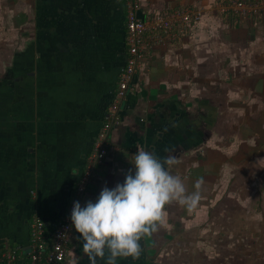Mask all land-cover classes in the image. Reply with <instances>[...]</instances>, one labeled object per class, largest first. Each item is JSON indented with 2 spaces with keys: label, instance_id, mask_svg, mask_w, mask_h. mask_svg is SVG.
Returning <instances> with one entry per match:
<instances>
[{
  "label": "crops",
  "instance_id": "obj_1",
  "mask_svg": "<svg viewBox=\"0 0 264 264\" xmlns=\"http://www.w3.org/2000/svg\"><path fill=\"white\" fill-rule=\"evenodd\" d=\"M216 1L138 0L149 25L166 8H199L200 19L152 41L82 204L134 175L140 148L161 162L174 157L165 167L189 193L196 180L203 184L195 208L166 205V222L141 239L140 257L116 264H183V241L214 212L237 209L246 222L264 210V16L220 14ZM125 20L120 0H0L2 264L9 252L14 264H31L33 218L49 235L64 216L127 56ZM82 244L76 232L58 264L74 255L90 264Z\"/></svg>",
  "mask_w": 264,
  "mask_h": 264
},
{
  "label": "clouds",
  "instance_id": "obj_2",
  "mask_svg": "<svg viewBox=\"0 0 264 264\" xmlns=\"http://www.w3.org/2000/svg\"><path fill=\"white\" fill-rule=\"evenodd\" d=\"M132 163L134 175L129 170L122 184L102 188L95 203L87 201L84 207L73 203L70 220L83 240L90 264H96L97 258L106 259V264H116L117 258L138 259L141 239L166 222V205L178 202L195 208L200 201L203 180H196L189 193L180 177L165 167L176 163L174 157L161 162L140 148ZM72 264H77L75 255Z\"/></svg>",
  "mask_w": 264,
  "mask_h": 264
},
{
  "label": "built area",
  "instance_id": "obj_3",
  "mask_svg": "<svg viewBox=\"0 0 264 264\" xmlns=\"http://www.w3.org/2000/svg\"><path fill=\"white\" fill-rule=\"evenodd\" d=\"M125 7V27L127 56L121 66L111 102L106 107L101 126L95 135L92 151L87 157L85 168L70 197L64 216L52 227L49 235L40 217L33 218L30 224L28 256L31 264H58L64 259L67 244L75 239L76 230L70 220L74 202L81 207L85 187L93 174L94 165L102 162L106 154L113 149L108 140L109 131L121 121L120 104L126 99L132 89V77L145 66L146 56L150 53L152 41L169 36L176 27L178 32H185L187 26L200 19L201 10L195 7L166 8L156 13L150 20V25L137 15L138 0H120ZM216 9L220 14H235L238 17H263L264 0H217ZM149 26V28H147ZM155 31L151 39H146L144 32ZM7 264H14V255H5ZM0 264L2 262L0 261Z\"/></svg>",
  "mask_w": 264,
  "mask_h": 264
},
{
  "label": "rangeland",
  "instance_id": "obj_4",
  "mask_svg": "<svg viewBox=\"0 0 264 264\" xmlns=\"http://www.w3.org/2000/svg\"><path fill=\"white\" fill-rule=\"evenodd\" d=\"M264 191V190H263ZM263 198V194H260ZM209 212L196 237L183 241V264H264V210L259 218L236 216L237 209ZM250 210L240 211L247 214ZM180 259V258H179ZM178 260V259H177Z\"/></svg>",
  "mask_w": 264,
  "mask_h": 264
}]
</instances>
